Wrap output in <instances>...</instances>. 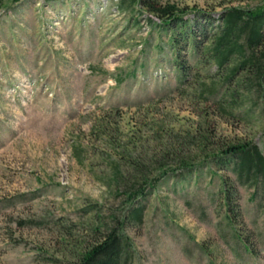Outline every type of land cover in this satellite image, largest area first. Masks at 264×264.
<instances>
[{"label": "rangeland", "instance_id": "1", "mask_svg": "<svg viewBox=\"0 0 264 264\" xmlns=\"http://www.w3.org/2000/svg\"><path fill=\"white\" fill-rule=\"evenodd\" d=\"M159 1L208 16L187 74L172 30L141 1L1 3L0 264H79L138 188L144 216L124 228L125 264H264L263 180L210 164L164 173L239 142L264 154V88L247 71L227 80L235 62L207 53L227 8L264 0Z\"/></svg>", "mask_w": 264, "mask_h": 264}, {"label": "trees", "instance_id": "2", "mask_svg": "<svg viewBox=\"0 0 264 264\" xmlns=\"http://www.w3.org/2000/svg\"><path fill=\"white\" fill-rule=\"evenodd\" d=\"M132 1H141L149 13L161 19L164 28L172 30V42L179 50L178 65L183 74H187L192 67L188 63V48L191 44V49L196 52L200 47L195 27L201 18L207 19L206 12L188 7L180 8L174 3H163L159 0ZM1 3L3 0H0V6ZM191 13L195 15L194 19L189 18ZM220 21V31L215 36L212 46L207 48V53H211L218 66L222 68L228 63L235 62L230 68L227 80L231 77H239L247 71L251 80L246 85L252 86L254 79L264 88V7L255 9L233 6L222 13ZM206 155L198 162L183 160L177 169L171 173L165 170L164 173L183 179L186 173L198 171L200 166L210 164L219 170L231 169L236 172L239 180H244V183L257 184L259 179L264 181V154L251 141L229 144ZM137 169L140 173H144L142 168L137 167ZM147 181L150 183L151 179ZM225 187L229 217L237 225L239 223L237 219L241 215L238 188L230 183L227 177ZM143 194L141 188L133 190L128 197L131 200L129 209L131 214L114 215L112 222H107L97 229L100 233L98 241L84 252L79 264H125L133 243L125 234L124 228L130 218L137 220V223L143 221L144 205L134 206L138 200L145 198Z\"/></svg>", "mask_w": 264, "mask_h": 264}]
</instances>
